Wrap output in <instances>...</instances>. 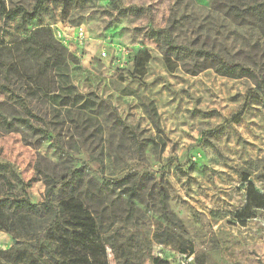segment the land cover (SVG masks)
<instances>
[{
    "label": "rangeland",
    "instance_id": "374dc122",
    "mask_svg": "<svg viewBox=\"0 0 264 264\" xmlns=\"http://www.w3.org/2000/svg\"><path fill=\"white\" fill-rule=\"evenodd\" d=\"M3 1L9 10L40 11L25 25L19 17L0 23L3 58L16 61L30 33L48 30L53 48L65 51V62L53 74L65 73L77 92L95 103L85 111L50 106L40 140L21 127L0 132V164L29 183L25 190L16 186V194L32 204L44 200L43 183L32 181L39 161L61 176L82 169L83 179L96 185L133 173L141 185L136 219L114 228L132 236L141 251L139 264H264V107L250 103L235 123L248 80L212 70L188 75L146 38L148 30L166 27L177 0ZM211 1L180 0L176 17L198 23ZM128 9L141 14L119 15ZM182 25L183 31L191 27L186 20ZM78 27L85 35L81 42L74 36ZM255 31L264 42V21ZM47 34L34 40L48 39ZM188 39L180 35L176 41ZM151 108L156 124L147 114ZM159 191L166 195L170 222L159 211ZM161 232L180 240L163 243ZM182 241L188 256L179 249ZM15 246L11 232L0 228V264H7L3 253ZM95 250V264H115L108 248L104 257Z\"/></svg>",
    "mask_w": 264,
    "mask_h": 264
},
{
    "label": "trees",
    "instance_id": "16d2710c",
    "mask_svg": "<svg viewBox=\"0 0 264 264\" xmlns=\"http://www.w3.org/2000/svg\"><path fill=\"white\" fill-rule=\"evenodd\" d=\"M179 3L177 0L173 4L166 27L148 30L146 38L162 56L179 62L181 70L188 75L212 70L220 77L248 80L251 87L242 110L233 117L235 123L250 103L257 102L264 107V42L255 31L264 21V0H212L198 23L196 18L176 17L175 8ZM140 14V9L119 11L123 17ZM39 15L36 6L29 12L21 7L9 10L0 0V23L19 17L25 25ZM184 20L191 26L185 31L180 29ZM45 32L48 39L34 40L36 35ZM180 35L189 39L176 41ZM21 45L25 51L16 61L7 62L0 54V95L4 97L0 102V132L11 133L21 127L40 140L48 129L50 106L85 111L95 103L79 94L65 73L53 74L65 62V51L53 48L48 30L33 31ZM231 50L233 55L229 53ZM39 98L46 101L40 102ZM147 114L156 124L154 108ZM117 122L130 133L121 121ZM82 172L80 169L61 176L54 167L37 162L32 181L43 183L44 200L32 204L16 194V186L25 190L29 183L21 181L8 165L0 164V228L11 232L16 243L12 252L3 253L7 264H95V249L104 257L105 247L112 253L115 264H139L141 251L132 236H124L114 226L127 225L136 219L135 200L140 198V178L130 173L124 179L96 185L84 180ZM114 190H118L115 196ZM158 194L159 211L170 222L166 195L162 191ZM159 238L163 243L180 240L172 232H161ZM179 249L186 256L190 254L184 241Z\"/></svg>",
    "mask_w": 264,
    "mask_h": 264
},
{
    "label": "built area",
    "instance_id": "2783aa9c",
    "mask_svg": "<svg viewBox=\"0 0 264 264\" xmlns=\"http://www.w3.org/2000/svg\"><path fill=\"white\" fill-rule=\"evenodd\" d=\"M75 39H77L79 42L83 41L85 39L84 31L82 27H78L74 31ZM104 55V53H103Z\"/></svg>",
    "mask_w": 264,
    "mask_h": 264
}]
</instances>
